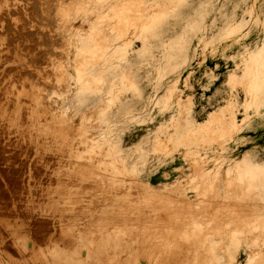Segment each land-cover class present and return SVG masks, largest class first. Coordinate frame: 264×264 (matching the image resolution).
I'll use <instances>...</instances> for the list:
<instances>
[{
    "label": "rangeland",
    "instance_id": "rangeland-1",
    "mask_svg": "<svg viewBox=\"0 0 264 264\" xmlns=\"http://www.w3.org/2000/svg\"><path fill=\"white\" fill-rule=\"evenodd\" d=\"M30 1L55 151L100 161L110 199L164 219L184 264H264V0Z\"/></svg>",
    "mask_w": 264,
    "mask_h": 264
},
{
    "label": "bare ground",
    "instance_id": "bare-ground-1",
    "mask_svg": "<svg viewBox=\"0 0 264 264\" xmlns=\"http://www.w3.org/2000/svg\"><path fill=\"white\" fill-rule=\"evenodd\" d=\"M27 2H24V0H0V146H2L0 151L7 148L9 152L7 149L6 151L12 157V160L9 159L10 161L4 163L6 167L5 170L3 169L4 175H1V177L6 176L5 178L2 177V180L6 182L4 184L6 190H3L4 186H0V243L3 252H6L8 264H184L183 250L171 249V244L174 242L172 241L173 237L167 236L163 230H160V227L166 224H162V226L158 222L159 225L154 224L156 222L154 218L157 215L154 217V213L145 211L147 214H152L153 220L151 222V217L143 216V218H140V212L142 211L138 210L139 212H135L140 213L137 216L140 219L138 220L135 218L137 214L133 213L135 215L133 217V215H130L131 213H128V206L110 199L109 192L104 189L99 180L94 178L102 171V168L97 165L101 163L100 161H95L94 164L92 160H88L89 158L87 159L84 156L85 154H81L80 157H73V150L68 143L65 146L63 145L67 149L65 153L62 151L63 154H60V152L55 151L57 147L54 148L51 144V130L49 131L51 126V124L49 126V123H51L49 121L50 117L45 114L47 112L46 108L51 104L49 103L48 106H45L46 108L41 109V106H44L43 98L47 93L43 94L44 90L41 94L40 89L42 87H39L43 81L42 76L45 74L42 75L43 69L41 70V68L45 67V62L48 61L45 60L47 59L46 53L38 48L40 46L37 47L38 44L33 45V42H35L33 41L34 37L40 34L36 33L37 29L34 31L36 25H33L38 17L40 18L38 16L40 12L36 13L38 10L36 8V12L34 9L32 10L33 13L30 12V4ZM24 3L26 4L24 5ZM20 15L27 24H24L23 20H21V23L19 22ZM104 24L106 26V23ZM40 38L38 35V39ZM47 44L49 45V43ZM104 46L106 47V45ZM69 54L71 55V53ZM104 55H106V52ZM51 56L53 55L51 54ZM101 57L103 56L101 55ZM51 61L55 60L52 59ZM54 66L52 67L54 68ZM48 70L49 73H53V69L48 68ZM81 70L80 72L78 70L80 74L82 71H86V69L85 71ZM47 71L45 70L46 73ZM46 83L48 87L51 84ZM67 85L69 84L67 83ZM67 85L65 84V87ZM54 86L52 87L56 90L59 85ZM48 87L47 89H49ZM62 87L64 90L60 87L59 89L65 91L66 88ZM44 109H46V112H44ZM42 110H44V113ZM42 114H45V117ZM64 129L68 130L67 126H64ZM80 136L81 134L79 138ZM77 144L76 146H78ZM2 155L0 156H5ZM2 160L3 158L0 160V164L3 165L4 161L1 163ZM91 171L93 173L90 174ZM72 172L81 175L77 173L74 175ZM2 180L0 181L2 182ZM139 192L141 193V191ZM158 214L161 213L158 212ZM157 219L162 220L160 217H157ZM206 222L208 223V221ZM217 227L219 228V226ZM186 252L189 253L188 250ZM3 260L1 261L5 263Z\"/></svg>",
    "mask_w": 264,
    "mask_h": 264
}]
</instances>
